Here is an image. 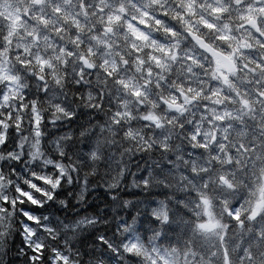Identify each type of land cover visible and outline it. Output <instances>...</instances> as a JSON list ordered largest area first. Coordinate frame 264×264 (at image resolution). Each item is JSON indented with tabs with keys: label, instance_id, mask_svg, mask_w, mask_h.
<instances>
[{
	"label": "snow or ice",
	"instance_id": "6c2138e0",
	"mask_svg": "<svg viewBox=\"0 0 264 264\" xmlns=\"http://www.w3.org/2000/svg\"><path fill=\"white\" fill-rule=\"evenodd\" d=\"M0 264H264V0H0Z\"/></svg>",
	"mask_w": 264,
	"mask_h": 264
}]
</instances>
